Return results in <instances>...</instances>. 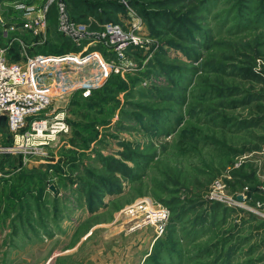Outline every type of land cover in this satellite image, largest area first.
Listing matches in <instances>:
<instances>
[{"label": "rangeland", "instance_id": "374dc122", "mask_svg": "<svg viewBox=\"0 0 264 264\" xmlns=\"http://www.w3.org/2000/svg\"><path fill=\"white\" fill-rule=\"evenodd\" d=\"M136 1L132 7L117 0L123 10L110 13L123 32L149 40L141 59L131 53L137 45L121 50L119 80L105 84L109 73L83 97L78 86L91 83L93 64L46 67L71 68V77L53 83L50 104L36 115L62 110L64 134L38 156L6 153L15 157L9 165L1 156L19 137L0 127V192L35 195L40 178L51 179L55 189L43 188L49 193L44 208L36 209L41 204L28 194L13 207L17 214L24 209L28 220L12 218L0 227V264H264V188L257 173L264 124H243L264 108V0ZM14 3L0 6L6 29L21 22L6 14L16 11ZM140 5L147 19L137 12ZM127 7L139 20L132 32ZM184 30L195 40L187 41ZM17 33L34 41L32 48L55 43L52 33L42 40ZM157 47L158 86L140 91L150 79L135 82L132 75ZM105 53L113 60V52ZM113 61L120 62L117 56ZM97 88L90 99L79 98ZM123 151L131 158H122ZM53 165V172L64 169L62 178L71 176L70 184L46 173ZM80 185L87 191L77 203L70 188ZM142 199L170 216L188 211L161 239L150 227L127 231L125 210Z\"/></svg>", "mask_w": 264, "mask_h": 264}, {"label": "built area", "instance_id": "2783aa9c", "mask_svg": "<svg viewBox=\"0 0 264 264\" xmlns=\"http://www.w3.org/2000/svg\"><path fill=\"white\" fill-rule=\"evenodd\" d=\"M51 5H54L57 13L55 31H62L70 39L73 47L75 46L71 51L61 54H29L28 46L30 47L35 42L31 40L26 43L21 37L14 35L8 42L10 44L15 41L17 44L19 59L8 61L5 55L9 44L0 46V116L4 117V126L13 134H18L19 137V142L6 149L4 154L21 152L38 156L45 146H49L59 135L67 131L68 126L62 110L53 112L49 115L50 117L47 115L36 117L38 112L46 109L50 104L53 83H60L62 77H71L69 66L64 69L54 67L51 70H46L49 64H58L62 61L69 62L75 67L87 62L93 64L96 73H93L88 80L91 83L84 82L78 86L84 97L96 81L106 78L109 73L120 72L119 64L123 59L121 50L127 44L132 43L145 51L147 49L149 40L145 37H139L136 40L131 33L123 32L116 23L95 22L96 28H89V23H76L70 20L61 0H41L39 3L16 2L13 4L14 9L20 12L19 27L30 33L33 40H42L47 36L45 32L48 24L47 12ZM132 14L133 11L127 7L126 16L130 19L131 32L139 28V20ZM87 21L94 20L87 18ZM14 28L15 26L10 25L7 30ZM82 40L88 42L82 45L80 44ZM36 42L40 43L41 41ZM100 47H102L101 50ZM102 51L113 52V60L117 56L120 62L107 60L108 58L103 56ZM73 81L79 80L75 78ZM85 81L87 80L85 79ZM28 117L32 118L26 121ZM25 125L28 126L26 129ZM17 131L18 133H16ZM257 153L261 157L257 164V173L264 188V145ZM125 213L129 217L127 231L150 227L155 237L164 232L169 217L167 208L152 205L148 199L138 200L134 205L126 208Z\"/></svg>", "mask_w": 264, "mask_h": 264}, {"label": "trees", "instance_id": "16d2710c", "mask_svg": "<svg viewBox=\"0 0 264 264\" xmlns=\"http://www.w3.org/2000/svg\"><path fill=\"white\" fill-rule=\"evenodd\" d=\"M14 1H18V0H0V6L2 5L3 2L5 4H9V3H12ZM34 1L35 0H30V3L34 2ZM62 1L65 3V6H66L65 9H66V11L68 13L69 19L74 21V22H76V23H78V22H85L87 24L89 23L88 24L89 28H96L95 22H99V23H103V22H112V23H114V22H116V19L110 13H115L117 11H122L123 10V6L120 5L117 2V0H62ZM125 1L128 4H130L132 7H135V5L137 4L136 0H125ZM140 6L143 7V8L140 7L139 10H137V12L139 13V15L141 17L147 19L148 16H147L146 11H145L146 10L145 9V5H140ZM198 8H199V10L202 9V8L200 9V7H198ZM133 9H135V8H133ZM6 14L9 17L10 16L13 17L14 19H17L20 16V12L19 11H12L11 9H7ZM56 14L57 13H56L54 5H51L49 7V9H48V12H47V23H48L47 24V28H48L47 35H49V33H52L53 39L50 38V41H55V43H53L54 45H52V43H48L47 42L46 44L41 45L40 48H38V46H36V45L33 48L28 46L29 47L28 48L29 54H33L35 52L50 53V54H60V53H64L66 51H69L68 50L69 48H70V50L73 48L72 43H71L69 38L65 39V38L61 37V35H59V33H57V31H55ZM87 18H91L94 21H90L89 22V21H87ZM192 26L196 28L197 25L195 23H193ZM5 27H6L5 23H3L1 21L0 22V32L2 31L1 29L5 28ZM188 30H184L185 36H184V34H183V36L187 39V41L192 42L195 39H193L191 37L190 32ZM193 31H199V29L198 30H193ZM149 36L150 37L154 36L153 32H152V29L149 30ZM1 37L4 38V36H2V32L0 33V38ZM24 41L26 43L30 42V40H28V39L27 40L25 39ZM60 41H61V43H58ZM47 44H49V45H47ZM17 51H18L17 44L13 42L10 45V47H8V49H7V54H6L7 55V60L16 61L19 58V54H18ZM131 53L133 54V56L135 58H137V57L139 58L140 57V59H141L142 56H143L142 49H140L138 47H137V49L136 48L133 49L131 47ZM102 54H103L104 57H106L105 56L106 53L104 51H102ZM159 54H160V51H159V49L157 47L155 50H153L152 55L149 58H147V60H146L147 61V63H146L147 66L144 67L143 69H139L137 71L136 75L135 74L132 75V76H134L132 78L134 79L135 82H139V79H141L142 77L150 79V82L147 85L139 86V90L140 91L150 90L151 88L153 89V88L158 86L156 82H157V80L159 81L160 77H157L158 76L157 71H159V69L157 68L156 56L159 55ZM129 76L130 75H128V77ZM154 77H157L156 81H154L155 80ZM119 79H120V77H119L118 74L110 73L107 76L105 84L107 82L108 83L116 82ZM98 89L99 88L92 90L90 95L88 97H86V98H82V97H79V98L83 99V100L90 99L92 94H98L99 93L100 89L99 90ZM258 112H259V116L256 117V118L248 119V120L244 121L243 122L244 126L254 127V126H260V125L264 124V108L260 107L258 109ZM119 154L122 156V158H129V159L131 158V156L128 153H125V151L119 152ZM14 160H15V157L11 156V155L3 154L1 156V164H3V162H4L6 164L11 165V164H13ZM63 164L65 165V162ZM53 166H51L52 168L49 167L50 170L48 169V167H47V170L44 169V170H46L47 174H50L49 172H53L54 171L55 166L54 167ZM58 168H59V172H53L52 175L59 179V183L61 185L70 184V181H71L70 177L71 176H68L67 178H62V177H66V175L63 172L64 169H62L61 166H58ZM23 174H26V173L23 172ZM56 175H58V176H56ZM40 180L42 182V185L39 188H36L35 195H33L32 191H30V190H28L29 192L24 190L23 193L19 197H15V196L11 195L10 191L8 192V194H7V191H3V190H2V192H0V227L1 228H2V225L6 223V221L9 222L10 219L12 220V218L15 219V218L19 217V218H21L23 220L24 219L28 220L27 214L25 215V210L24 209L22 210V212H20L21 214H17V213H19V211L17 212V210H15V208H13V207L16 206V204L20 203V201L23 200V198L25 196L27 197V194L28 195H32L33 196L32 197L33 200L36 199L35 200L36 206H37V204H41V205H38L36 207V209L39 210V207H43V208L45 207V204L47 203V201H45L43 198L46 195L49 196V193H46L45 189H43V188L47 187V185L49 184V181H51V179H47V178H42L41 179L40 178ZM65 181H67V182H65ZM261 183H262V181H261ZM70 190H71V194H75V193L77 194V196L74 197L76 200H78L77 203H80V201H79L80 200L79 199L80 195H82L83 192L87 191V190H85L84 185H80V186H77L75 188H70ZM39 192H41V193H39ZM50 196L52 198H55L56 194H53V195L50 194ZM96 198L98 199L99 197H96ZM70 199H72V198H70ZM4 201L5 202L10 201L11 203L10 202L6 203L5 204V208H4V204H3ZM88 203L90 204V202H88ZM87 206H89V205L87 204ZM187 211L188 210H181L177 214L171 215V216L169 214V217H168V220H167L165 228H167L169 225H174L177 222L178 217L181 214L186 213ZM11 227H12V225H11ZM16 229L14 227H12V230L17 231ZM158 238H160V237H158Z\"/></svg>", "mask_w": 264, "mask_h": 264}, {"label": "crops", "instance_id": "0c3cea01", "mask_svg": "<svg viewBox=\"0 0 264 264\" xmlns=\"http://www.w3.org/2000/svg\"><path fill=\"white\" fill-rule=\"evenodd\" d=\"M41 0H35L34 2H36V3H39ZM14 2H23V3H30V0H18V1H14ZM19 21V20H18ZM19 22L18 23H16L15 25H13V26H15V28L13 29L15 32H10V37H7L6 39V42H4L1 46H5V45H7V43L9 44V40L12 38V36H14V35H16V36H18V34L19 33H17L18 31L20 32V33H22L23 34V36L25 35V34H27L28 32H26V31H24V30H22L20 27H19ZM2 31V35L3 36H8V34H7V32H8V30L6 29V27L5 28H2L1 29ZM25 40V39H24ZM15 43V42H14ZM12 43L10 42V44L8 45V47L11 45Z\"/></svg>", "mask_w": 264, "mask_h": 264}, {"label": "water", "instance_id": "95a60500", "mask_svg": "<svg viewBox=\"0 0 264 264\" xmlns=\"http://www.w3.org/2000/svg\"><path fill=\"white\" fill-rule=\"evenodd\" d=\"M66 15H67V13H66ZM3 123H4V117H3V116H0V127H1V128L3 127ZM48 188H49L52 192L55 191V189H54V187H53L52 184H49V185H48ZM238 198H239V197H238Z\"/></svg>", "mask_w": 264, "mask_h": 264}]
</instances>
